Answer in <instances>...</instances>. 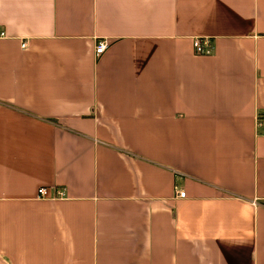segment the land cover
Instances as JSON below:
<instances>
[{"label":"crops","instance_id":"obj_1","mask_svg":"<svg viewBox=\"0 0 264 264\" xmlns=\"http://www.w3.org/2000/svg\"><path fill=\"white\" fill-rule=\"evenodd\" d=\"M0 33V264H264V0H0Z\"/></svg>","mask_w":264,"mask_h":264},{"label":"built area","instance_id":"obj_2","mask_svg":"<svg viewBox=\"0 0 264 264\" xmlns=\"http://www.w3.org/2000/svg\"><path fill=\"white\" fill-rule=\"evenodd\" d=\"M5 37L4 33H0V38ZM109 43L107 40H100L95 46V55L99 56L104 53ZM24 47V46H23ZM193 52L197 56H208L213 51V45L209 38H194L192 41ZM256 127L260 130V135L264 137V116H259L256 119ZM179 198H184V192H177ZM65 189H53L51 192L47 188H40L38 190V198L42 200H63L66 199Z\"/></svg>","mask_w":264,"mask_h":264}]
</instances>
